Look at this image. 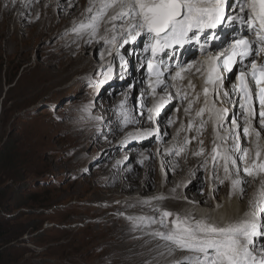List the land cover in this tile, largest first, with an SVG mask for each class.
<instances>
[{
	"label": "bare ground",
	"instance_id": "6f19581e",
	"mask_svg": "<svg viewBox=\"0 0 264 264\" xmlns=\"http://www.w3.org/2000/svg\"><path fill=\"white\" fill-rule=\"evenodd\" d=\"M97 2L98 0H92L91 3L90 0H24L21 3L20 0H0V40L5 38L2 44L3 52L12 58L20 54L23 60H27L29 58L27 47L31 39L52 35L62 26L81 17L85 18L84 25L91 24L93 17L97 15L98 10L93 12V7ZM236 2L237 0H228V3L234 7ZM90 7L91 11H89ZM16 8L19 9V13L14 18L13 12ZM109 11L107 16L97 21L98 27L95 34H93V29L88 27L85 33H77L78 35L74 36L77 44L69 49L74 50L75 54L69 55L61 51L62 55L57 58L58 65L55 69H42V63L36 64L34 70L37 74L34 73V79L39 89L38 93L52 88V83H47L45 80V77L52 73L53 76H57L53 82L60 83L75 71L82 73L99 68L103 63L105 66L118 64L119 60L122 61V65H124V60L130 62L133 56L128 58L127 55L116 51L117 46L120 47L123 40L129 38L128 31L125 30V20L117 19L110 22L109 17L115 11L111 13ZM226 11L228 15L241 16L233 12L232 6ZM49 19H51L50 22ZM10 24L14 25L13 33L7 32ZM77 27L74 29L79 31ZM131 31L135 34L134 29ZM251 32L252 30L248 29L246 24H242L239 19L231 22L225 21L223 25H218L215 29H206L205 33L200 35L199 42L193 38L183 46L173 45L171 48L163 49V55L157 56L156 54L153 58L165 63L166 67H170L171 75L163 81L160 78L165 77L164 74L158 75L161 82L156 88L154 83H150L148 87L142 81L148 76V70L145 67L144 69L133 68L131 72H128L125 71L127 66L125 64L123 69H119L122 71L120 78L127 81L123 87L135 81L144 88L138 115H130L129 110L134 111L137 106L136 104L134 106L130 99L122 101L119 97L112 100L106 98L98 105V107L104 106L109 113L107 120L111 121L108 124L111 131L110 133L103 132L106 138L104 141L99 138L100 135L92 139L91 143L94 142L95 149H105L113 145L122 148L136 142L139 145L137 146L139 151L133 156L135 160L143 161V163L141 165L134 163L127 167L113 163L114 169L111 166L113 172L101 181V187L97 186L95 193L107 199H118L126 193L128 197L122 201V208L129 210L128 216L135 222L140 220L139 222H142V226L145 227L143 229L155 234L167 235L175 228L172 220L176 215L186 222L198 219L221 226L246 219L258 225H264L262 223L264 211L260 210L264 208V204L257 205L260 193L264 190V172L257 171L252 176L244 172V168L250 166L252 161L264 162V127L260 125V116L253 121L249 119V114L240 106L242 102L238 100L236 91L228 84L230 77H224L221 85H215L208 98H203L201 94L204 83L202 74L207 66L205 61L208 56H215L236 36L250 35ZM19 34H22L20 39ZM212 34H215V39L212 38ZM140 36V39L134 43H131L132 39H129L128 47L135 53H139L142 59H146L150 56L145 51L144 45L149 43V37L143 32ZM142 61V65H146L145 60ZM16 63L17 65L22 64L20 60ZM236 68L237 73L245 71L247 62L240 61ZM177 72L181 73V77L176 76ZM120 78L115 79L119 86L122 85ZM190 84L194 87H190ZM225 92L228 93L227 96L224 95ZM168 93L170 97L165 96ZM179 103L181 106L178 112L171 116V122L161 124L160 121L166 118L171 106ZM200 109H204V112L197 115ZM221 109H227V111L222 113L224 120L218 121V110ZM258 110L255 109V112ZM116 111H123L126 115H116L114 114ZM158 115L159 118H157ZM127 116V123H122L120 118ZM233 120L236 121L235 125L232 123ZM141 121L149 132H144L145 135L138 140L136 135H129V133L134 124ZM246 127L249 128L250 134L248 135L244 133ZM99 132L95 131L94 134ZM257 132L260 133L259 137L256 135ZM148 134H152L151 137ZM237 136L238 139H236ZM117 138H122L120 143H115ZM148 139L149 141L152 139L151 143H154V147H147L148 143H144L146 142L144 140ZM237 144L240 149L248 150L247 160L240 159L243 153L236 150ZM214 147L220 150V154L215 161V167H212ZM257 151L261 152L259 160L256 158ZM140 155H142L141 158ZM111 157L112 155L107 151L101 158L107 160ZM224 157H231L236 160V164L233 165L231 160H225ZM128 160L122 153L119 161L125 163ZM225 166L228 168L227 173L224 171ZM204 169L206 173L200 192L198 194L186 193L182 185L187 181V177ZM234 180L240 181L237 189L233 188ZM220 182H222L221 185ZM211 185H214L213 190H211ZM110 186H113V189ZM239 188H242L243 192L239 191ZM134 191L136 192L133 193ZM220 194L221 199L218 200ZM167 196L171 198L166 201V205L182 204L185 207L163 208L160 213L159 206L163 202L160 201V197ZM149 205L152 206L151 209L147 208ZM139 212H142V215L138 214ZM164 212L172 213V215L164 217ZM258 232L259 234L252 238L255 256L258 252L257 246H261L264 250V227L259 228ZM102 237L103 246L110 242L106 234ZM192 255L195 254L185 252L177 246L172 247L170 253H166L162 258L176 262V260H181L179 258L182 256Z\"/></svg>",
	"mask_w": 264,
	"mask_h": 264
},
{
	"label": "rangeland",
	"instance_id": "374dc122",
	"mask_svg": "<svg viewBox=\"0 0 264 264\" xmlns=\"http://www.w3.org/2000/svg\"><path fill=\"white\" fill-rule=\"evenodd\" d=\"M99 7L100 0L93 12ZM118 8L119 5L109 12ZM232 9L235 11L237 7L232 6ZM18 13L16 8L13 17L16 18ZM84 20L78 18L52 35L31 39L27 60H23L20 54L16 58L5 54L2 50L5 38L0 40V149L4 143L13 148L9 159L0 163V216L8 232L2 245L5 260L7 264H189L183 256L176 262L162 258L177 246L163 239L162 235L143 229L140 220L135 222L128 216L129 210L122 208V201L128 197L126 193L118 199H107L95 193L101 187V181L113 172V163L123 167L143 163L134 159L133 155L139 151L136 142L122 148L113 145L105 149H95L94 142L91 143L99 135L104 141L103 132L111 131L108 125L111 121L107 120L109 113L104 106L98 107L104 99H130L134 106L137 105L134 111L128 109L130 115L140 114L139 103L144 88L135 81L123 87L127 81L120 78L122 71L119 69L125 64L128 72L143 68L137 53L128 47L130 38L116 48L128 58L133 56L130 62L124 60L122 65L119 60L118 64L105 66L103 63L86 72L75 71L60 83L53 82L57 76L52 73L51 77H45L47 83H52V88L38 93L34 79L36 64L42 63V69L53 70L62 53L75 54L69 48L77 44L74 36L86 32L88 27H81ZM76 26L79 31L74 29ZM13 31L14 25L10 24L7 32ZM18 36L20 39L22 34ZM140 37L130 42L134 43ZM18 60L22 64L17 65ZM118 78L121 86L115 82ZM180 106V103L173 104L160 123H170L171 116ZM114 114L126 115L123 111ZM120 121L127 123L128 116ZM95 131L100 132L94 134ZM147 131L149 129L142 121L136 122L129 135L134 134L141 140ZM148 135L151 137L152 134ZM121 140L117 138L115 143ZM144 141L148 148L154 147L152 139ZM107 151L112 157L101 158ZM121 152L129 159L125 163L119 161ZM214 165L213 160L212 167ZM206 169L187 177L182 189L186 193L198 194ZM212 186L211 190L214 189ZM170 198L160 197L163 201L159 206L160 213L163 208L185 207L182 204L166 205ZM217 199H221V194ZM138 214L142 215V212ZM177 217L172 220L174 227L173 221ZM197 221L192 219L187 223L194 227ZM103 234L110 239L104 246ZM256 249L258 259L264 256L261 246Z\"/></svg>",
	"mask_w": 264,
	"mask_h": 264
},
{
	"label": "snow or ice",
	"instance_id": "6c2138e0",
	"mask_svg": "<svg viewBox=\"0 0 264 264\" xmlns=\"http://www.w3.org/2000/svg\"><path fill=\"white\" fill-rule=\"evenodd\" d=\"M91 2L92 0H90ZM117 5H119V9L109 17L110 22L117 19L125 20V30L128 31L129 38L132 40H135L142 32L146 33L152 41L149 47L153 55L157 51L171 48L173 45L183 46L193 38L199 42L200 35L204 34L206 29H215L218 25H223L225 21L231 22L237 19L256 33L257 41L262 45L259 52H264V0H237L236 7L240 13H243L241 16L227 14L226 9L231 8L228 0H100V7L97 15L93 17V22L89 25H81V27H90L95 34L98 27L97 21L107 16L108 11L115 9ZM91 10L90 7L89 11ZM132 29L135 30V34L131 31ZM212 38H216L215 34H212ZM253 43L241 36L234 39L229 49L221 55L208 56L205 61L207 65L205 84L221 85L224 79L221 69L224 72H232L233 66L237 63V58L242 61L243 58L252 55ZM259 52L256 54L259 55ZM148 68L150 71L152 70L151 62H149ZM176 76L181 77V73L177 72ZM250 76L251 80L255 82L256 89H258L256 97L262 109L259 113L260 125L264 127V63L257 65L253 60ZM237 79L239 80V92L244 101L240 106L249 116H255L252 103L253 88L249 84V73L241 71ZM189 86L194 87L191 84ZM203 91L207 97L208 87H205ZM224 95L227 96L228 93L225 92ZM158 108L159 105L157 110ZM226 111L227 109L218 110V121L224 120L225 117L222 113ZM203 112L204 109H200L197 115ZM232 123L235 125L236 121L233 120ZM244 133L245 135L250 134L249 128L246 127ZM256 135L259 137L260 133L257 132ZM238 138L237 136L236 139ZM236 150L242 151L241 160H247L249 155L247 149L242 150L237 144ZM213 152H216L215 147ZM260 156L261 152L257 151V160ZM224 159L231 160L233 165L236 164V160L231 157H224ZM224 171L228 172L227 166H225ZM257 171L264 172V162L257 163L254 160L250 166L244 168V172L249 176L254 175ZM232 183L233 188L237 189L240 181L234 180ZM239 191L243 192V189L239 188ZM259 204H264V190L261 191L260 199L257 201V205ZM260 210L264 211V208ZM170 215L172 213H163L164 217ZM173 224L175 225L173 230L167 235H160L179 248L194 253L195 255L185 258L189 264H264V256L258 259L253 254L252 239L259 234L258 229L264 225H258L246 219L226 226L197 221L193 227L186 221H181L179 217L173 221Z\"/></svg>",
	"mask_w": 264,
	"mask_h": 264
},
{
	"label": "trees",
	"instance_id": "16d2710c",
	"mask_svg": "<svg viewBox=\"0 0 264 264\" xmlns=\"http://www.w3.org/2000/svg\"><path fill=\"white\" fill-rule=\"evenodd\" d=\"M13 148L8 145V143H4L2 148L0 149V163H4L9 159V155L12 153ZM7 231L3 222L2 217L0 216V264H7L5 257V250L2 249V245L6 242L7 239Z\"/></svg>",
	"mask_w": 264,
	"mask_h": 264
}]
</instances>
